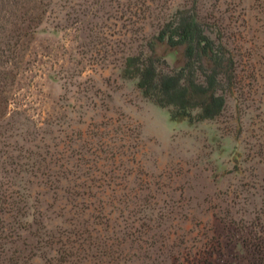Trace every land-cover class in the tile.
<instances>
[{"label": "trees", "instance_id": "obj_1", "mask_svg": "<svg viewBox=\"0 0 264 264\" xmlns=\"http://www.w3.org/2000/svg\"><path fill=\"white\" fill-rule=\"evenodd\" d=\"M12 1L16 8L0 0V13H5L0 21L8 18L11 39L16 38L0 47V122L6 124V87L14 79L7 65L18 68L21 46L62 1L66 9L72 5L66 21L74 15L75 23L87 27L109 8L110 19L139 36L119 64L120 77L133 82L145 100L167 110L172 122L192 125L220 117L231 93H243L245 62L257 81L258 51L224 12L229 0H182L174 7L171 0ZM76 6L80 8L74 10ZM147 18L156 20L149 34L140 26ZM158 48L166 52L159 54ZM19 109L16 146L0 152V264H214L210 240H197L190 221L175 232L164 229L166 214L158 215L160 209L146 197L128 193L130 181L118 180L108 165L82 163L68 156L65 144L42 139V146L28 140L37 128ZM111 150L118 160L125 157ZM227 219L225 214L220 223L229 236L244 239L238 246L249 255L247 264H264V236L250 228L237 230Z\"/></svg>", "mask_w": 264, "mask_h": 264}, {"label": "rangeland", "instance_id": "obj_2", "mask_svg": "<svg viewBox=\"0 0 264 264\" xmlns=\"http://www.w3.org/2000/svg\"><path fill=\"white\" fill-rule=\"evenodd\" d=\"M8 1L7 8L15 7ZM181 2L171 0L170 5ZM69 7L64 8L63 1L54 7L21 46L18 68L7 65L14 79L6 87L10 117L7 124L0 122V152L16 146L20 106L37 128L28 140L42 146V139L65 144L68 156L82 163L108 165L118 180L130 181L128 193L146 197L160 209L158 215L166 214L164 229L175 232L187 219L197 240H210L214 264H247L245 258L250 257L238 246L244 239L229 236L220 219L227 214L231 227L264 236V0H229L224 6L228 18L243 30L240 37L258 51L257 81L243 63L241 97L231 93L220 117L192 125L170 121L167 110L145 100L133 82L121 79L119 64L139 38L127 33L130 27L110 19L109 8L87 27L86 22L75 23L74 15L66 21ZM3 19L0 43L14 36L13 24ZM155 22L141 21L145 34L153 32ZM111 149L125 157L118 160Z\"/></svg>", "mask_w": 264, "mask_h": 264}]
</instances>
